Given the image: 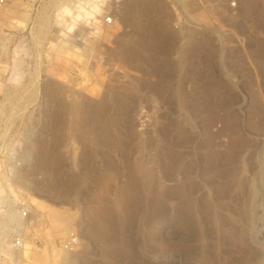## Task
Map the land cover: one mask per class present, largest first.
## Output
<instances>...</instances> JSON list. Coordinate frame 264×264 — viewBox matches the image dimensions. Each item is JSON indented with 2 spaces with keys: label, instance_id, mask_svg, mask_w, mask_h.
I'll return each instance as SVG.
<instances>
[{
  "label": "rangeland",
  "instance_id": "rangeland-1",
  "mask_svg": "<svg viewBox=\"0 0 264 264\" xmlns=\"http://www.w3.org/2000/svg\"><path fill=\"white\" fill-rule=\"evenodd\" d=\"M215 1L0 8V223L29 226L23 264H264V0Z\"/></svg>",
  "mask_w": 264,
  "mask_h": 264
},
{
  "label": "built area",
  "instance_id": "built-area-1",
  "mask_svg": "<svg viewBox=\"0 0 264 264\" xmlns=\"http://www.w3.org/2000/svg\"><path fill=\"white\" fill-rule=\"evenodd\" d=\"M7 0H0V8L5 6ZM215 5L226 7L228 10L234 12L237 9V3L234 0H216ZM105 26L113 24L112 18L107 16L104 19ZM15 214L19 222L26 221L31 214V207L29 204L20 199L14 205ZM6 223H0V264H23L24 259L19 257V253L24 250V243L26 236L24 232L16 227L6 229ZM79 246V238L74 232H70L60 244V247L68 253H73Z\"/></svg>",
  "mask_w": 264,
  "mask_h": 264
},
{
  "label": "bare ground",
  "instance_id": "bare-ground-1",
  "mask_svg": "<svg viewBox=\"0 0 264 264\" xmlns=\"http://www.w3.org/2000/svg\"><path fill=\"white\" fill-rule=\"evenodd\" d=\"M259 17H260V16H259ZM259 20H260V19H259ZM260 22H261V21H259V27H261V26H260ZM114 25H115V23H114ZM106 36L108 37V35H106ZM104 38H105V37H104ZM104 38H103V39H104ZM258 62H259V64H262V62H264V53L259 52ZM261 170H264V169H261ZM261 170H260V171H261ZM15 175H16V174H15ZM255 179H256V178H255ZM13 182H14V181H13ZM255 182H256V181H255ZM14 184L19 185L18 182H14ZM19 186H20V185H19ZM29 218H30V217H29ZM29 218H28V219H29ZM28 219H27V220H28ZM27 220H26V221H27ZM26 221H23V222H26ZM28 227H29V226L26 225L25 228H28ZM25 228L22 227V229H20V228H18V229H20V230L22 231V230L25 229ZM25 246H26V243H24V250H23V252L19 253V257H20V258H23L22 255L24 254ZM23 259H24V258H23Z\"/></svg>",
  "mask_w": 264,
  "mask_h": 264
}]
</instances>
